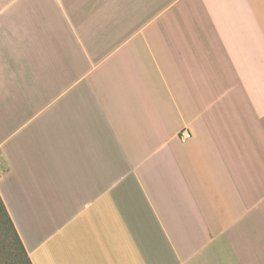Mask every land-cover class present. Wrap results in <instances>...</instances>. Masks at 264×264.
I'll list each match as a JSON object with an SVG mask.
<instances>
[{
  "label": "crops",
  "instance_id": "0c3cea01",
  "mask_svg": "<svg viewBox=\"0 0 264 264\" xmlns=\"http://www.w3.org/2000/svg\"><path fill=\"white\" fill-rule=\"evenodd\" d=\"M0 198L32 264H264V0H0Z\"/></svg>",
  "mask_w": 264,
  "mask_h": 264
},
{
  "label": "rangeland",
  "instance_id": "374dc122",
  "mask_svg": "<svg viewBox=\"0 0 264 264\" xmlns=\"http://www.w3.org/2000/svg\"><path fill=\"white\" fill-rule=\"evenodd\" d=\"M0 264H24L5 218L0 212Z\"/></svg>",
  "mask_w": 264,
  "mask_h": 264
},
{
  "label": "trees",
  "instance_id": "16d2710c",
  "mask_svg": "<svg viewBox=\"0 0 264 264\" xmlns=\"http://www.w3.org/2000/svg\"><path fill=\"white\" fill-rule=\"evenodd\" d=\"M0 212L2 214V216L5 218V222L6 224L8 225V228L10 230V232L12 233L13 237H14V241L15 243L17 244V250L18 252L20 253L21 255V260H23L24 264H32L23 245H22V242L12 224V221L10 220V217L8 216L7 212H6V209L3 205V202L0 198Z\"/></svg>",
  "mask_w": 264,
  "mask_h": 264
},
{
  "label": "built area",
  "instance_id": "2783aa9c",
  "mask_svg": "<svg viewBox=\"0 0 264 264\" xmlns=\"http://www.w3.org/2000/svg\"><path fill=\"white\" fill-rule=\"evenodd\" d=\"M187 138H189V133L186 130H183L182 132H180L179 139L181 141H185Z\"/></svg>",
  "mask_w": 264,
  "mask_h": 264
}]
</instances>
